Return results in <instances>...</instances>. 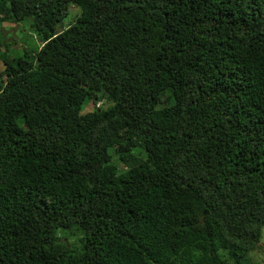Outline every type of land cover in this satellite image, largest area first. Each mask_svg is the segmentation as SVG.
<instances>
[{"label":"trees","instance_id":"obj_1","mask_svg":"<svg viewBox=\"0 0 264 264\" xmlns=\"http://www.w3.org/2000/svg\"><path fill=\"white\" fill-rule=\"evenodd\" d=\"M0 63V264H264V0H0Z\"/></svg>","mask_w":264,"mask_h":264},{"label":"rangeland","instance_id":"obj_2","mask_svg":"<svg viewBox=\"0 0 264 264\" xmlns=\"http://www.w3.org/2000/svg\"><path fill=\"white\" fill-rule=\"evenodd\" d=\"M77 10L74 7L69 8L68 15L64 19V24L73 19L76 15ZM3 32L2 39L6 42L7 56L9 59H16L22 55V53L37 51L39 47V41L35 38L32 30L26 23L13 24L5 22L2 24ZM2 65L0 63V70ZM91 109V105L87 104L86 108L83 110L87 112ZM72 240V239H71ZM264 257V227L261 228V238L258 246L249 254V259L252 262H258Z\"/></svg>","mask_w":264,"mask_h":264},{"label":"built area","instance_id":"obj_3","mask_svg":"<svg viewBox=\"0 0 264 264\" xmlns=\"http://www.w3.org/2000/svg\"><path fill=\"white\" fill-rule=\"evenodd\" d=\"M101 105V102H97L96 104H95V108L96 107H99Z\"/></svg>","mask_w":264,"mask_h":264}]
</instances>
